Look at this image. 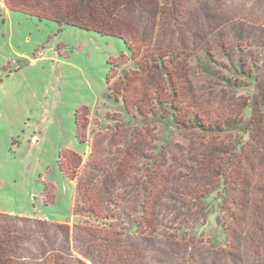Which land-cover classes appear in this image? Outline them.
Segmentation results:
<instances>
[{
  "label": "rangeland",
  "instance_id": "1",
  "mask_svg": "<svg viewBox=\"0 0 264 264\" xmlns=\"http://www.w3.org/2000/svg\"><path fill=\"white\" fill-rule=\"evenodd\" d=\"M11 1L0 0L5 260L264 264V0L115 4L120 36Z\"/></svg>",
  "mask_w": 264,
  "mask_h": 264
},
{
  "label": "trees",
  "instance_id": "2",
  "mask_svg": "<svg viewBox=\"0 0 264 264\" xmlns=\"http://www.w3.org/2000/svg\"><path fill=\"white\" fill-rule=\"evenodd\" d=\"M1 1L4 4V1L9 3L12 2L11 0ZM43 1H47L49 5L47 2ZM132 1L133 0H60L59 3H54V1L51 0H19L20 6L18 7L12 5L6 6L21 9L41 17L50 18L59 24L73 25L104 34L120 36L116 33L115 22L113 21L114 18L111 15V7L115 4L123 7ZM125 41L127 42L126 39ZM207 57L210 58L209 55ZM247 76L248 78H252L251 75ZM223 79L225 80L227 78L224 77ZM261 94L264 96V92H261ZM263 100L264 98L261 100V103L260 101L258 103L262 105ZM250 122H252V120H233L226 122L225 124L226 127L237 126V128H240L248 127ZM214 201L215 200H212L211 203ZM215 202H217V200ZM13 241L14 238L12 232L9 229H3V227L0 226V264H9L4 258L6 255L5 251L10 250Z\"/></svg>",
  "mask_w": 264,
  "mask_h": 264
},
{
  "label": "built area",
  "instance_id": "3",
  "mask_svg": "<svg viewBox=\"0 0 264 264\" xmlns=\"http://www.w3.org/2000/svg\"><path fill=\"white\" fill-rule=\"evenodd\" d=\"M3 6H4L3 3L0 2V7H3Z\"/></svg>",
  "mask_w": 264,
  "mask_h": 264
}]
</instances>
